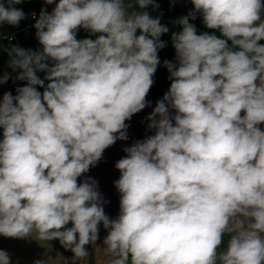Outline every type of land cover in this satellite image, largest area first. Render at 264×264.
<instances>
[{"label": "clouds", "instance_id": "obj_1", "mask_svg": "<svg viewBox=\"0 0 264 264\" xmlns=\"http://www.w3.org/2000/svg\"><path fill=\"white\" fill-rule=\"evenodd\" d=\"M21 2H0V23L18 26L26 17L13 5ZM192 3L224 38L198 35L189 23L195 12L179 19L178 64L164 61L172 83L148 117L155 135L126 148L115 165V220L96 182L77 178L127 139L125 121L148 103L168 28L147 11L130 13L124 0H59L51 14L42 9L34 24L42 51L9 52L27 85L0 100V235L58 239L74 262L86 261L85 246L98 240L102 223L107 259L98 264H264V131L257 127L264 123V5ZM81 27L100 35L77 40ZM37 71L46 72V87ZM0 264H10L4 250Z\"/></svg>", "mask_w": 264, "mask_h": 264}, {"label": "crops", "instance_id": "obj_2", "mask_svg": "<svg viewBox=\"0 0 264 264\" xmlns=\"http://www.w3.org/2000/svg\"><path fill=\"white\" fill-rule=\"evenodd\" d=\"M174 10L179 11L185 15L195 12V19H192L197 30V34H203L207 32L210 35H216L220 38H224L221 32L217 29H209L205 26L203 16L200 12H196L192 0H164ZM7 6V0H0ZM264 5V0H260ZM59 0H53V3L47 4L45 0H22L21 3L13 5L18 9H22L25 13V19L21 20L18 26L9 25L7 23H0V78L6 74L9 79L6 83H0V100H2L5 93H11L13 96L17 95V88L27 85L26 80H19L17 76L23 71L22 69L10 66L9 52L14 46H18L25 50L42 51V45L39 43L36 37V28L30 32H26L23 28L31 22L29 17V11L37 10L41 14L42 9L46 10L48 14H51L53 9ZM125 6L128 11L131 12H144L147 11L152 18H159L160 23L168 28V32L160 36V40L165 43V47L158 49V58L162 62L169 61L173 64H178L176 59V51L173 47L172 35L173 33H179L182 31V25L178 23V20L165 17L157 7L148 6L147 8H140L136 0H124ZM261 20L264 21V9L261 11ZM259 21L257 22V24ZM140 30H137L136 35H140ZM99 33H91L84 28H79L76 33L77 40H83L85 38L95 40L98 38ZM259 44L264 45V40L258 41ZM229 47H233L231 41H228ZM235 50H238L235 49ZM49 66H52L51 60L46 61ZM37 76L44 80L46 72L37 71ZM153 85L151 86L146 101L148 102L146 107L140 112L133 114L130 120H126V140L117 139L116 142L104 150L102 158L95 164L90 166L89 171L83 173L77 178V183L80 184L86 179L91 178L96 182L97 190L100 193L101 203L104 208L105 214L112 220L118 218L120 214V199L121 193L115 187V181H117L121 172L115 165L121 159L128 154L125 151L126 148L131 147L138 141H144L148 137L155 135V129L148 127L150 121L148 117L153 112L156 104L159 100H162L164 95L169 91L172 79H170V72L160 74L157 71L153 76ZM50 81L44 80L45 87ZM37 91H44V87L39 85L35 86ZM176 114L174 109H170V115ZM245 113L242 111L241 116ZM158 119V117H157ZM175 121L173 120V124ZM264 131V123L257 125ZM114 135H118L114 134ZM3 139V129L0 128V141ZM72 223L69 222L66 228L72 227ZM108 234L101 223L99 225V238L95 244H91L93 248V261H91V248L86 245L89 255L86 261L75 260L73 261L74 253L71 250H66L58 239L51 241H38L35 238L29 237L24 239L8 238L0 235V250L6 251L10 256V264H35L36 261H44L45 264H98V262L107 259L103 254L105 248L104 239ZM264 235V234H262ZM230 236H225V240ZM222 245L218 250L223 251ZM218 264L220 262L218 261Z\"/></svg>", "mask_w": 264, "mask_h": 264}, {"label": "trees", "instance_id": "obj_3", "mask_svg": "<svg viewBox=\"0 0 264 264\" xmlns=\"http://www.w3.org/2000/svg\"><path fill=\"white\" fill-rule=\"evenodd\" d=\"M154 3L156 5H158L157 8H159L160 12L167 18H170V19H174V20H178L184 16H187L179 11H176L174 10L167 2H165L164 0H154ZM149 6H152V5H149ZM189 23L194 24L192 18L190 17L189 18ZM196 27V26H195ZM159 64L157 66V72L160 73V74H164V73H168L169 70L168 68L165 66L164 62H162L161 60H159ZM66 227V226H65ZM63 230V229H62ZM90 248H91V261H93V248L91 246V244H89ZM218 253L220 252L219 250H217Z\"/></svg>", "mask_w": 264, "mask_h": 264}, {"label": "built area", "instance_id": "obj_4", "mask_svg": "<svg viewBox=\"0 0 264 264\" xmlns=\"http://www.w3.org/2000/svg\"><path fill=\"white\" fill-rule=\"evenodd\" d=\"M29 17H30L31 22L23 28V30L26 32H30L33 29L34 24L36 23V20H38L40 17V14L37 10H31L29 11Z\"/></svg>", "mask_w": 264, "mask_h": 264}]
</instances>
